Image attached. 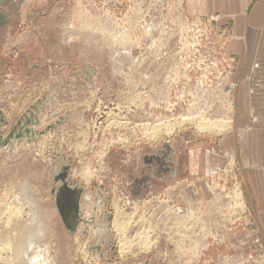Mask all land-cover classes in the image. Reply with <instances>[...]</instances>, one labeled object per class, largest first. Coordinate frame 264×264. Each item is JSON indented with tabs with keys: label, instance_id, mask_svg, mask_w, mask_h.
<instances>
[{
	"label": "rangeland",
	"instance_id": "obj_1",
	"mask_svg": "<svg viewBox=\"0 0 264 264\" xmlns=\"http://www.w3.org/2000/svg\"><path fill=\"white\" fill-rule=\"evenodd\" d=\"M219 20L188 0H0L2 137L39 108L34 136L0 147V212L21 207L31 240L17 264H264V227L232 157L170 181L144 164L163 141L204 156L231 134L236 59ZM200 117L230 126L202 132ZM64 166L82 186L73 232L53 196ZM115 203L132 217L127 236L143 235L124 251Z\"/></svg>",
	"mask_w": 264,
	"mask_h": 264
},
{
	"label": "crops",
	"instance_id": "obj_2",
	"mask_svg": "<svg viewBox=\"0 0 264 264\" xmlns=\"http://www.w3.org/2000/svg\"><path fill=\"white\" fill-rule=\"evenodd\" d=\"M188 2L195 13L198 11L208 18L214 14L220 16L216 26L226 30L224 50L236 59L231 77L234 83L232 132L219 141L218 154L202 156L194 147L185 152L173 140L156 147L144 164L157 171L158 181H170L180 176H198L207 166H212L214 171L227 157H232L252 218L264 227V0ZM157 160L160 166L154 168L153 162ZM144 182H140L143 189L149 181ZM201 191L198 183L194 194L200 196Z\"/></svg>",
	"mask_w": 264,
	"mask_h": 264
},
{
	"label": "bare ground",
	"instance_id": "obj_3",
	"mask_svg": "<svg viewBox=\"0 0 264 264\" xmlns=\"http://www.w3.org/2000/svg\"><path fill=\"white\" fill-rule=\"evenodd\" d=\"M194 118H199V117L195 116ZM8 119H9V117H8ZM229 122H230L229 120H225V119H223V120L222 119L210 120V119H206V118L200 117V120L197 121V124H199V126L198 125L197 126H198L199 130L202 131V132H204V130L208 131V132H216V131H219V130L221 131L222 129H225L226 127H229L230 126ZM164 125H166V124H164ZM168 125L170 126V124H168ZM157 126H158V124H157ZM173 127L175 128V126H173ZM173 127H172V131H174ZM154 128H155V126H154ZM157 129H158V127H157ZM165 129L167 131L166 133H168L171 130V127L170 128L168 127V128H165ZM150 130H152V129H150ZM163 133H165V132H163ZM143 136H144V134H143ZM15 140H18V139H15ZM12 143H13V140H12V142L10 144H12ZM10 144H7V145H10ZM238 194H240L239 191L238 192H234V198L237 199V196H239ZM15 201H18V200H15ZM28 202H30V200ZM9 203H10V201H9ZM19 205H21V204H19ZM114 211H115V214H114L113 221H112V216H111V221L113 222L112 223V228H113V231H114V233H115V235L117 237V243H118L119 249L121 251H124V250L128 249L130 247V245L138 244V238L141 239L143 235H141L142 232H140L139 230H138L139 232H137V230H136V233H135V235L133 234L134 235L133 237H128L127 234L129 232L127 230L128 229L127 225L130 224V219H132V217L129 216L130 218L128 220L129 221L128 224H127V220L120 219L119 215L122 213V209L120 207H118L116 203H115V206H114ZM31 212H32V210H31ZM21 214H22L21 207H18L16 205L13 206L12 202H11V206L5 207V209L2 212H0V264H17V263H20L21 259H23L22 256L24 255V251H26V249H27L26 245L29 244L30 241H31L27 237V234H26V231H27L26 229H28V228H26V224L22 223L21 220H20ZM25 216H26V214H25ZM121 216H122V214H121ZM126 219H127V217H126ZM23 221H25V220H23ZM20 222L22 223V225H19ZM39 233H41V232H39ZM42 234H43V232H42ZM33 235H35V234H33ZM27 247H30V246H27ZM29 254H31V253H29Z\"/></svg>",
	"mask_w": 264,
	"mask_h": 264
},
{
	"label": "water",
	"instance_id": "obj_4",
	"mask_svg": "<svg viewBox=\"0 0 264 264\" xmlns=\"http://www.w3.org/2000/svg\"><path fill=\"white\" fill-rule=\"evenodd\" d=\"M41 102H39L40 104ZM39 108L36 105H32L30 109L27 110L28 114H23L21 119H18L13 126V128L8 132V134L3 138L2 137V124L6 123V119L2 111L0 110V147L10 144L13 139H20L22 137H33L35 134L33 125L37 123V114ZM56 125V124H55ZM54 124L49 126V129L52 130L55 127ZM31 126V127H29ZM162 145H166L163 141ZM68 166H64V171L59 172L54 175L53 181L58 182L54 188L53 196L56 202V206L59 210L62 222L70 231H75L77 224L81 222L80 209L78 200L82 193V186L76 184L72 186L67 177ZM70 198L72 204L68 203L66 199ZM105 222L106 225L110 224L111 214L110 212L106 213ZM91 216L88 217V220L84 221V225H88L91 222ZM101 254V253H99Z\"/></svg>",
	"mask_w": 264,
	"mask_h": 264
},
{
	"label": "built area",
	"instance_id": "obj_5",
	"mask_svg": "<svg viewBox=\"0 0 264 264\" xmlns=\"http://www.w3.org/2000/svg\"><path fill=\"white\" fill-rule=\"evenodd\" d=\"M214 173V172H213ZM234 192H238V189H235V191ZM234 192H233V195H232V199H233V201H234V204L236 205L237 203H236V199L234 198ZM242 199V198H241ZM241 202H242V200H241ZM238 205V204H237Z\"/></svg>",
	"mask_w": 264,
	"mask_h": 264
},
{
	"label": "flooded vegetation",
	"instance_id": "obj_6",
	"mask_svg": "<svg viewBox=\"0 0 264 264\" xmlns=\"http://www.w3.org/2000/svg\"><path fill=\"white\" fill-rule=\"evenodd\" d=\"M66 201L70 204H72V200L70 198L67 197Z\"/></svg>",
	"mask_w": 264,
	"mask_h": 264
}]
</instances>
